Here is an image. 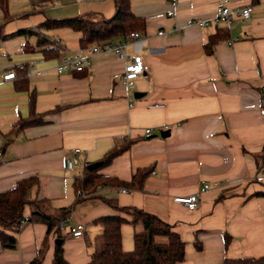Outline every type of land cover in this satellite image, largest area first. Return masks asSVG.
<instances>
[{
  "label": "crops",
  "instance_id": "obj_1",
  "mask_svg": "<svg viewBox=\"0 0 264 264\" xmlns=\"http://www.w3.org/2000/svg\"><path fill=\"white\" fill-rule=\"evenodd\" d=\"M222 1L130 0L144 29L139 39L125 34L113 40L126 38L127 55L140 53L147 64L130 89L113 77L126 60L112 53L90 54L81 72H58L63 55L86 53L87 47L79 46V33L69 27H38L47 17H108L113 0H21L26 9L17 4V17L0 23V192L34 176L30 200H39L47 211L71 206L67 223L81 222L84 230L79 238L66 227L60 230L70 263L89 260L101 229L93 220L118 212L108 199L171 224L185 244L184 257L175 264L264 254V196L257 194L264 181H255L264 171V0H227L232 9L252 5L248 18H233L229 25L196 23L215 18ZM223 27L224 37L206 52L209 35ZM18 29L35 32L13 34ZM53 35L59 36L60 51L45 56ZM20 63L33 66L25 74L27 88L16 76ZM11 69L15 77L3 79ZM31 91L34 113L42 121L19 127V120L30 115ZM125 144L98 171L106 180L129 183L136 169L150 167L141 185L97 184L92 191L82 189L88 196L78 197L75 178ZM75 147L81 149L79 162L68 169L65 159ZM206 182L210 187L201 191ZM192 193L199 198L192 210L173 201ZM29 211L25 205L24 213ZM120 230L128 250L133 226L125 222ZM16 238L14 248L0 244V264H28L43 244L41 264H51L56 237L46 234L44 223H24Z\"/></svg>",
  "mask_w": 264,
  "mask_h": 264
},
{
  "label": "trees",
  "instance_id": "obj_2",
  "mask_svg": "<svg viewBox=\"0 0 264 264\" xmlns=\"http://www.w3.org/2000/svg\"><path fill=\"white\" fill-rule=\"evenodd\" d=\"M114 11L104 17L98 14H80L72 17L45 18L38 27L55 28L66 26L79 33L78 44L86 48L93 43L113 41L119 36L131 31H142L144 20L136 16L130 9V0H113ZM3 19L10 17L8 0H0ZM225 27L218 28L209 35L205 50L211 53L214 44L224 37ZM32 29H18L13 34H31ZM48 45V44H47ZM59 46L44 49L45 56L58 55ZM81 72V71H80ZM18 75V76H17ZM16 76L27 88L25 73L21 70ZM34 93L29 95L30 115L19 120V127L40 123L41 117L34 113ZM128 144L113 147L108 150L93 168L85 167L80 177L74 180L76 190L92 191L97 184L118 183L140 186L144 177L151 171L150 167L136 169L129 183L117 180H106L99 173V169L108 164L114 156L126 149ZM36 182V177L29 176L18 180L12 188L0 192V244L4 248H14L17 245L16 234L24 223L30 221L42 222L46 226V234L53 233L56 239H62L59 222L66 220L71 206L59 207L54 211H47L39 200L27 197L28 189ZM264 196V190L257 192ZM81 197V196H78ZM106 202L118 212L101 215L93 220L101 229L92 240V250L89 260L79 264H175L184 257V241L173 229L172 225L162 220L156 214L141 208L118 205L110 199ZM25 205L29 206V213H24ZM125 222L133 226V245L126 250L122 246L121 225ZM45 245L39 249L37 255L28 264H41ZM51 264H73L63 256L62 246L54 245ZM209 264H264V254L258 256L225 257L219 263Z\"/></svg>",
  "mask_w": 264,
  "mask_h": 264
},
{
  "label": "built area",
  "instance_id": "obj_3",
  "mask_svg": "<svg viewBox=\"0 0 264 264\" xmlns=\"http://www.w3.org/2000/svg\"><path fill=\"white\" fill-rule=\"evenodd\" d=\"M172 4H175V1H172ZM252 11V5L247 4L240 8L232 9L227 0H223L220 3L218 14L215 18L206 21V20H198L196 23L201 26H205L208 24H215L217 21H223L227 25H229L233 18L238 20H243L248 18ZM158 34H163V30H159ZM126 37H131L134 39L140 38V33L138 31H131L126 34ZM59 36L53 35L49 42L48 47L53 48L59 46ZM126 44L127 40L122 39L119 41H104L93 43L86 48V53H83L82 50L77 53L63 55L61 59L56 63V69L58 72H80L83 71L86 65L89 63L90 54L93 53H112L118 58L125 59L126 62L123 66L121 72L113 73V77L123 82L126 88H132L134 84V80L143 74L147 69V64L145 63L143 56L140 53H132L127 55L126 53ZM18 69L23 71L26 75H30L33 72V66H26L22 63L18 65ZM15 77V72L13 69L9 70L3 75V79H10ZM162 103H153L151 106H162ZM150 131L149 128L145 129V132L148 133ZM81 151L79 147H75L72 149L73 156L65 159V167L68 169L73 168L79 162L77 154ZM255 181L263 182L264 181V171L260 172L255 176ZM100 187V185H97ZM210 187L208 182L203 183L200 190L204 191ZM122 192H125V188L120 189ZM77 196L86 197L89 192H85L82 190L76 191ZM173 201L182 204L188 210H192L197 207L199 204V198L195 193L187 194V195H179L173 197ZM59 227L62 229L64 227L67 228L68 233L75 238H79L83 235L84 225L81 222H77L75 224H68L66 220H62L59 222Z\"/></svg>",
  "mask_w": 264,
  "mask_h": 264
},
{
  "label": "rangeland",
  "instance_id": "obj_4",
  "mask_svg": "<svg viewBox=\"0 0 264 264\" xmlns=\"http://www.w3.org/2000/svg\"><path fill=\"white\" fill-rule=\"evenodd\" d=\"M21 0H18V1H12V2H10V4H9V0H8V9H7V11H8V13H9V15H10V17H17V15L15 14L16 12L15 11H17V10H15L16 8H14L19 2H20ZM37 4V3H36ZM18 5H20V8L21 9H26V6H24V5H22V4H18ZM32 7H30V9H31ZM36 8H37V5H36ZM1 22H3V13H2V10L0 9V23ZM3 41H5V40H3Z\"/></svg>",
  "mask_w": 264,
  "mask_h": 264
},
{
  "label": "water",
  "instance_id": "obj_5",
  "mask_svg": "<svg viewBox=\"0 0 264 264\" xmlns=\"http://www.w3.org/2000/svg\"><path fill=\"white\" fill-rule=\"evenodd\" d=\"M141 95H142V93H140V92H134V96H135V97H138V96H141ZM167 133H168L167 130H165V131H161V132H160V134H161L162 136L165 135V134H167ZM98 163H99V162H93V163H91V164L88 165V168L96 167V166L98 165ZM55 243L60 244V243H61V239H55Z\"/></svg>",
  "mask_w": 264,
  "mask_h": 264
}]
</instances>
